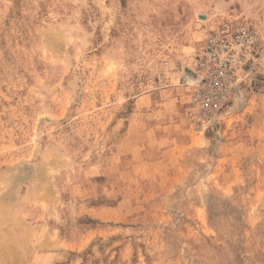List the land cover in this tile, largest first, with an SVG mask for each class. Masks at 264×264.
Here are the masks:
<instances>
[{"label": "rangeland", "instance_id": "obj_1", "mask_svg": "<svg viewBox=\"0 0 264 264\" xmlns=\"http://www.w3.org/2000/svg\"><path fill=\"white\" fill-rule=\"evenodd\" d=\"M225 22L264 47V0H0V264H264V51L215 124L180 82Z\"/></svg>", "mask_w": 264, "mask_h": 264}, {"label": "built area", "instance_id": "obj_2", "mask_svg": "<svg viewBox=\"0 0 264 264\" xmlns=\"http://www.w3.org/2000/svg\"><path fill=\"white\" fill-rule=\"evenodd\" d=\"M263 51L248 25L225 22L209 30L195 57L194 73L184 74L180 81L191 87L202 122L215 124L230 108L240 87L255 74Z\"/></svg>", "mask_w": 264, "mask_h": 264}]
</instances>
